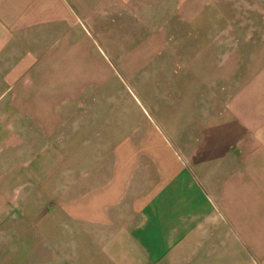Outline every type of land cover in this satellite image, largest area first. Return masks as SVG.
Returning a JSON list of instances; mask_svg holds the SVG:
<instances>
[{
	"label": "crops",
	"instance_id": "crops-1",
	"mask_svg": "<svg viewBox=\"0 0 264 264\" xmlns=\"http://www.w3.org/2000/svg\"><path fill=\"white\" fill-rule=\"evenodd\" d=\"M156 56L168 132L126 127L118 62ZM63 165L68 264H264V0H0V231Z\"/></svg>",
	"mask_w": 264,
	"mask_h": 264
},
{
	"label": "rangeland",
	"instance_id": "rangeland-1",
	"mask_svg": "<svg viewBox=\"0 0 264 264\" xmlns=\"http://www.w3.org/2000/svg\"><path fill=\"white\" fill-rule=\"evenodd\" d=\"M162 57H134V61L130 62L134 65L133 71L129 68L125 69L122 67L123 63L118 62L117 76L120 77L118 80L121 82L117 81V88L120 98L123 99V113L128 114L124 119L126 127L131 126L132 116L142 120H147L149 116L150 120L163 130L170 127L169 122L164 119V113L168 112L169 108L173 110L177 106L179 89L165 87L164 77L170 75L174 82L184 75L189 78L191 72L190 69H185L176 63L177 58H172L171 70L165 73L161 66ZM111 58L115 60L114 57ZM143 108L146 113L142 110ZM173 130L178 131L179 128L175 126ZM173 147H176L179 156L178 146L174 143ZM62 160H66V154ZM66 166L63 165L62 168L54 166V182L56 183H54L53 197L48 196L50 190L47 186H43V193L46 194L44 196L48 200L42 201L41 213L38 212L40 204L36 206L35 201L27 202L25 212H21V225H12L16 229H11L13 232L0 231L1 264L5 262L8 264H52L53 260V264H66L69 257H88L96 252L94 246L92 247L94 243L89 242L88 246V241L83 238L85 234L68 232L66 229ZM51 198L54 201L50 200ZM2 220L0 228H4L1 226ZM47 258L50 259L45 262Z\"/></svg>",
	"mask_w": 264,
	"mask_h": 264
}]
</instances>
